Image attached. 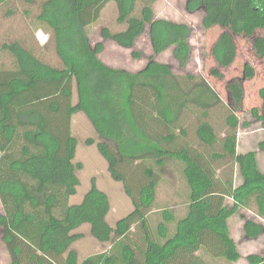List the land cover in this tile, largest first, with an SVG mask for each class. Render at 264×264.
Returning <instances> with one entry per match:
<instances>
[{"label":"trees","instance_id":"obj_1","mask_svg":"<svg viewBox=\"0 0 264 264\" xmlns=\"http://www.w3.org/2000/svg\"><path fill=\"white\" fill-rule=\"evenodd\" d=\"M156 1L45 0L37 20L50 33L57 66L22 42L1 47L15 62L12 69H0V236L12 250L11 264H23V257L43 264L42 256L34 263V255L20 253L27 247L20 243L23 235L45 256L79 264L72 246L83 238L74 232L84 225L110 248L81 264H210L209 259L235 264L241 254L229 220L240 215L248 240L264 235V173L258 152L237 151L245 82L256 71L245 64L242 77L226 85L227 103L205 78L175 74L172 65L156 57L172 49L184 70L192 56V29L155 18ZM110 3L116 4L123 30L104 27L103 41L93 45L89 28ZM229 3L235 7L233 19L223 11ZM188 9L218 11L203 20L206 30L222 29L212 49V77L223 79L221 70L235 64L237 38L251 41L255 58L264 60V0H189ZM147 29L153 56L140 71L113 68L100 59L104 41H112L140 60L143 53L136 45ZM259 96L262 105L251 114L264 128V88ZM218 111L224 116L221 128L212 121ZM77 113L89 119L101 139L98 152L133 204L114 226L107 222L109 197L95 181L81 204L70 205L80 186L81 166L74 163L78 141L72 133ZM258 149L264 153V140ZM175 162L187 184V210L178 218L163 209L154 228L150 219L159 210L161 172ZM28 227L35 230L27 232ZM247 260L264 264V256Z\"/></svg>","mask_w":264,"mask_h":264},{"label":"rangeland","instance_id":"obj_2","mask_svg":"<svg viewBox=\"0 0 264 264\" xmlns=\"http://www.w3.org/2000/svg\"><path fill=\"white\" fill-rule=\"evenodd\" d=\"M45 0H33L29 3L27 0H6L0 4V69H12L15 66L14 58L6 51L1 50L6 43L22 42L28 48L35 50L45 62L57 66L59 64L56 56L50 33L47 28L37 20L40 14V8ZM189 0H157L153 5L155 18H163L177 23L188 24L192 29L190 44L192 46V56L188 66L182 70L178 63L173 59L172 49H169L162 55L156 57L159 62L167 63L173 66L177 75L186 76L193 74L205 78L212 87L221 95L222 99L227 103L228 93L226 85L233 79L241 78L246 63L254 67L256 77L245 82L246 99L244 104V113L240 115L241 126L239 134L245 136L249 133L253 139V143L247 150L252 148L259 150L257 142L261 140V133H257L262 128L261 123L255 121L251 111L254 108H260L262 100L259 96L260 89L264 88V60H257L253 54L251 41L237 38L239 47V56L235 64L227 70H221L224 75L223 79L214 78L210 75V71L216 67L212 58L213 46L222 33V29L206 30L203 26V20L206 15L214 16L218 11L214 9L205 10H189ZM223 11L233 19L236 16L233 3H229ZM117 7L115 3H110L104 9L99 21L89 28V34L93 45L103 41L101 38V30L104 27L112 31H121L123 26L117 23ZM105 42V41H104ZM106 43V42H105ZM104 51L100 54L101 58L109 65L116 68H123L130 72H138L143 69L151 56L153 50L148 36V29L141 37L136 45V50L143 53L140 60H135L131 56V51L120 48L114 42H107ZM74 103H77L75 97ZM213 123L221 128L224 121L223 111H218L213 116ZM250 123V127L246 124ZM253 125V126H252ZM72 133L78 141L75 165H80L77 170V176L80 186L77 194L71 198L70 205H79L82 203L85 195L91 190L93 181L96 186L105 192L111 203V211L107 217L110 226H114L119 220L126 217L133 210V204L125 194L123 185L116 182L108 169V163L100 155L97 149V143L101 141L97 135L89 119L83 113H77L72 119ZM92 140L94 145H88V141ZM257 146V147H256ZM264 158V154H259V159ZM238 172V170H236ZM264 172V171H262ZM162 183L157 192V207L159 210L151 215V225L155 228L160 220L158 216L163 209H169L175 212L178 218H182L187 210L188 188L182 175V166L178 163L169 164L165 170L161 172ZM241 179L237 173L236 184ZM0 213L3 208L0 203ZM234 218V219H233ZM241 218L234 216L229 220L231 236L235 240L241 259L235 264H249L247 258L250 255L264 256V237L258 241L248 240L245 238L240 227ZM174 228V227H173ZM35 228L28 227L26 231L33 232ZM37 230V229H36ZM25 234V232L23 233ZM74 234H81L83 238L72 246V250L78 254V261L81 264L87 257L102 253L110 248V244L100 243L91 235L89 225H84L77 229ZM24 236V235H23ZM19 237L20 243L27 246L21 247L20 253L27 251L29 258L34 255V263H37L36 256H42L43 264H64L63 259L45 256L40 251H36L35 242H31L26 237ZM18 247V246H17ZM14 248V247H13ZM21 253V254H22ZM11 248L6 245L2 236H0V264H11L13 261ZM23 264H30L27 258H22ZM210 264H226L223 261H215L209 259ZM38 264V263H37Z\"/></svg>","mask_w":264,"mask_h":264},{"label":"crops","instance_id":"obj_3","mask_svg":"<svg viewBox=\"0 0 264 264\" xmlns=\"http://www.w3.org/2000/svg\"><path fill=\"white\" fill-rule=\"evenodd\" d=\"M106 43L107 42H112V41H105ZM104 42V44L106 45V43ZM106 47V46H105ZM100 57V59L105 63V64H107L102 58H101V55L99 56ZM108 66H111V67H113V68H116V67H114V66H112V65H109V64H107ZM119 69H123V68H119ZM251 126V125H250ZM253 126V125H252ZM257 133H261V140L259 141V142H257V146L259 145V143L261 142V141H263L264 140V128L262 127V128H260V131H257ZM249 133H246V135L245 136H241V134H239L238 135V147H237V151H238V153H240V154H246V153H249V152H251V151H255L253 148L251 149V150H247L248 148H249V146H251L252 145V143L254 142L253 141V139H252V137L250 136V135H248ZM256 146V147H257ZM258 153H257V163H258V168H259V170L262 172V171H264V158H262V159H259V154H261L262 152H260L259 150H256ZM264 154V153H263ZM262 173H264V172H262ZM242 214H244V215H246L248 218H254V215L252 214V213H250V212H245V211H243V213ZM238 217H240V215L238 216ZM241 218V217H240ZM234 219V218H233ZM242 219V218H241ZM240 227H241V229H242V231H243V234H244V220L242 219L241 220V224H240ZM231 229H232V227H231ZM231 229H230V225H229V230H230V234H231ZM232 231H233V229H232ZM233 234H234V231H233ZM245 235V234H244ZM232 237V236H231ZM263 237H264V235H263ZM262 238V236L260 237V238H258V239H256V241H258V240H260ZM235 241V240H234Z\"/></svg>","mask_w":264,"mask_h":264}]
</instances>
